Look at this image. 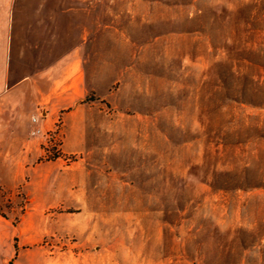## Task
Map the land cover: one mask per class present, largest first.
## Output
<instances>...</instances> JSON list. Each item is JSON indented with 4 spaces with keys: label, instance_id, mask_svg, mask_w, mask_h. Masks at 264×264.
I'll return each instance as SVG.
<instances>
[{
    "label": "rangeland",
    "instance_id": "obj_1",
    "mask_svg": "<svg viewBox=\"0 0 264 264\" xmlns=\"http://www.w3.org/2000/svg\"><path fill=\"white\" fill-rule=\"evenodd\" d=\"M19 2L18 77L77 63L0 118V264H264V0Z\"/></svg>",
    "mask_w": 264,
    "mask_h": 264
},
{
    "label": "crops",
    "instance_id": "obj_2",
    "mask_svg": "<svg viewBox=\"0 0 264 264\" xmlns=\"http://www.w3.org/2000/svg\"><path fill=\"white\" fill-rule=\"evenodd\" d=\"M22 7L19 0H0V118L5 120L9 131L15 127L16 122L12 118L16 113L35 112L38 109H43L42 105L51 94V84L52 87L56 88L68 86L71 79L65 77V73L69 74L75 70L77 63L74 58L68 62L62 61L61 68H56L61 66L59 64L52 68L48 63L45 65L43 63L42 65L37 64V67H27L34 70L35 74L18 77L20 30H24L27 42L31 44L30 47L33 49L34 40H38L39 33L47 28L42 15H39L40 9L31 19H26L24 25L23 17L20 16ZM67 53L77 55L80 52L78 49H74ZM51 70L53 72L60 70L64 76L62 75V78H57L51 82ZM75 73L79 74V72ZM55 94L58 95L60 92H55ZM57 103L59 105L62 103V108L67 106L65 101L57 100ZM44 126L45 124L41 120L31 121L30 124V127L39 130V132L44 130Z\"/></svg>",
    "mask_w": 264,
    "mask_h": 264
},
{
    "label": "built area",
    "instance_id": "obj_3",
    "mask_svg": "<svg viewBox=\"0 0 264 264\" xmlns=\"http://www.w3.org/2000/svg\"><path fill=\"white\" fill-rule=\"evenodd\" d=\"M32 120L34 121V119H32ZM35 131H36V133H40L39 130H35ZM41 136L43 137V139H47L49 137V134L47 132H43L41 134Z\"/></svg>",
    "mask_w": 264,
    "mask_h": 264
}]
</instances>
